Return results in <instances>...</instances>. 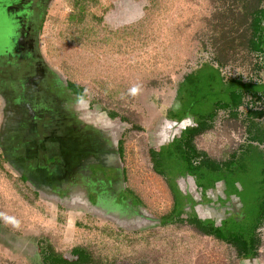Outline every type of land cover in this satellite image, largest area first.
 Returning <instances> with one entry per match:
<instances>
[{"label": "rangeland", "instance_id": "374dc122", "mask_svg": "<svg viewBox=\"0 0 264 264\" xmlns=\"http://www.w3.org/2000/svg\"><path fill=\"white\" fill-rule=\"evenodd\" d=\"M39 17L57 125L40 177L0 93V264H264V0H47ZM194 75L220 93L191 108Z\"/></svg>", "mask_w": 264, "mask_h": 264}, {"label": "flooded vegetation", "instance_id": "af4514ba", "mask_svg": "<svg viewBox=\"0 0 264 264\" xmlns=\"http://www.w3.org/2000/svg\"><path fill=\"white\" fill-rule=\"evenodd\" d=\"M45 3L47 0H0V93L5 95L8 104H12L14 108L13 117L14 120L17 119L15 123L17 128L28 130V132L19 133L20 136H16L14 142L17 143L20 137L27 138L25 139L27 143H17V145H20L23 156L28 158V161L29 158L36 163L37 159L39 160L40 165L36 167V170H39L40 177L44 170H48L46 164L49 160L46 162L45 155L54 141L53 138L51 139L54 132L49 128L54 124L57 125L53 117L51 118L48 108L53 96L49 95L47 72L43 68L42 60L40 61L36 46L39 14ZM48 97L51 103L45 101ZM48 130L52 131L49 133ZM34 134H37L39 146H32V152L27 144L32 143L31 136ZM104 141L99 138L96 145L104 149ZM102 151L99 157L104 153L110 154L108 148ZM55 156L57 161L53 159L52 161L62 168L65 162L60 161L63 157H60L59 146ZM97 162L102 165V161Z\"/></svg>", "mask_w": 264, "mask_h": 264}, {"label": "trees", "instance_id": "16d2710c", "mask_svg": "<svg viewBox=\"0 0 264 264\" xmlns=\"http://www.w3.org/2000/svg\"><path fill=\"white\" fill-rule=\"evenodd\" d=\"M77 1H79V0H77ZM199 78H200V76L198 77V76H193V77H191V76H189V77H187L186 78V81H187V83H186V90H185V93H186V95H188V97H189V100L190 101H192L190 104H191V108H192V106L195 104V103H197V102H199V99H200V97L201 98H203V97H205L207 94H213V95H218L220 92H218V93H215V90L213 91V92H211L210 91V89H209V87H207L206 88V90L203 88V86H201L200 85V82H199ZM207 79H209V78H207ZM210 79H213L212 77H210ZM240 85H234V84H231L228 88H227V92L228 91H230V94H229V96H230V99H232V107L234 108V107H236V106H238V104H240V101H241V93L240 92H235V90H234V88L235 87H239ZM242 86V85H241ZM242 87H244V88H246V86H242ZM211 94V95H212ZM220 103H219V106H221V107H223V108H227L228 106H231L229 103H227V102H224V101H222V100H220L219 101ZM189 110V109H188ZM185 111H186V109H185ZM192 114H194L193 113V111L191 112ZM188 156H187V154H184L183 155V160L184 161H186V162H188ZM188 169H189V173H193V174H195V175H198V177H199V179L203 182V181H206L207 182V184L209 183V184H213L214 182H217V181H220L222 178H223V175L221 174V173H217V171L216 170H214V169H211L210 170V172L209 173H206L205 172V174L204 173H202V169H200V168H195V167H193L191 164H188ZM215 171V172H214ZM206 177H208L209 178V180L207 181V178ZM201 186L202 187H204V185L203 184H201ZM262 199V198H261ZM176 211H177V207L176 206H174L173 208H172V210L170 211V213L167 215V216H165L164 218H162L164 221H167V220H170L175 214H176Z\"/></svg>", "mask_w": 264, "mask_h": 264}, {"label": "crops", "instance_id": "0c3cea01", "mask_svg": "<svg viewBox=\"0 0 264 264\" xmlns=\"http://www.w3.org/2000/svg\"><path fill=\"white\" fill-rule=\"evenodd\" d=\"M45 183V182H44ZM3 227V226H2ZM3 230V229H2ZM0 231H1V228H0ZM3 232L1 231L0 234H2ZM0 242H2V238H0ZM1 250V249H0ZM2 251V250H1Z\"/></svg>", "mask_w": 264, "mask_h": 264}, {"label": "bare ground", "instance_id": "6f19581e", "mask_svg": "<svg viewBox=\"0 0 264 264\" xmlns=\"http://www.w3.org/2000/svg\"><path fill=\"white\" fill-rule=\"evenodd\" d=\"M79 138V137H78ZM112 158V157H111Z\"/></svg>", "mask_w": 264, "mask_h": 264}]
</instances>
